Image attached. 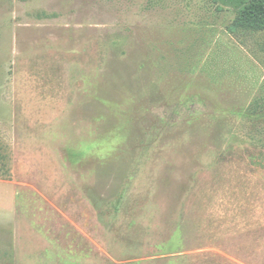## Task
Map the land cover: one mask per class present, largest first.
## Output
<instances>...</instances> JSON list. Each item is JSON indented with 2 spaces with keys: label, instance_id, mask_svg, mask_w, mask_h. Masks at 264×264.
I'll use <instances>...</instances> for the list:
<instances>
[{
  "label": "rangeland",
  "instance_id": "obj_1",
  "mask_svg": "<svg viewBox=\"0 0 264 264\" xmlns=\"http://www.w3.org/2000/svg\"><path fill=\"white\" fill-rule=\"evenodd\" d=\"M236 15L222 0H0V181L42 179L58 210L28 192L30 213L67 252L264 264V31ZM10 198L0 184V264H14Z\"/></svg>",
  "mask_w": 264,
  "mask_h": 264
},
{
  "label": "crops",
  "instance_id": "obj_2",
  "mask_svg": "<svg viewBox=\"0 0 264 264\" xmlns=\"http://www.w3.org/2000/svg\"><path fill=\"white\" fill-rule=\"evenodd\" d=\"M38 118V116L36 117ZM47 119H51L50 121H55L56 117H49ZM53 124V123H52ZM52 124L51 123H47V127L45 129V131L43 132L42 136H50L51 135H55L56 133H54L51 128H52ZM38 125H36L37 127ZM35 130V129H33ZM37 134V131H36ZM35 133H33V140H35V147H38L40 149H45V156L48 159V162L51 163L52 161L56 160V158L59 160L61 158L66 159V157H62L56 151L57 148H61L63 149L64 146L59 147L58 145L55 146L54 143H52L53 145H49V139L46 138V140H44L43 142L46 141V143H44L43 145H41L40 143L37 142V139L35 138L36 136ZM63 143V142H62ZM55 147V149H54ZM62 153H64L63 150H60ZM51 153H55V154H51ZM65 154V153H64ZM62 155V154H61ZM65 156V155H64ZM5 177V176H4ZM7 179H9L11 176L10 175H6ZM63 178H67L68 175L66 173H64V175L62 176ZM4 179V178H3ZM42 179H38L36 181V183L33 182V190L29 191L27 189H19L16 187V183L13 184L12 181H0V184L5 185L7 187H9L10 189V193H11V198L9 201V208L6 209V212L11 213L12 215V226L13 229L15 230V234L13 236V239L15 240V245H14V255H13V261L14 264H65L66 262H69L70 264H85L84 259H81L80 257H77L75 255H72L70 252H67L68 248H72L70 246V244H67V242L65 243L64 240H57L58 234L60 232H64V229H58V231L52 230V234L49 231V229H47L48 227H50L49 223H46L43 221L44 226L42 227L38 222V220H36L37 217H34L33 214L30 213V209L29 206L27 204L28 200H27V194L28 192H33V198L38 199L39 201H43L45 203L49 204V209L51 208L50 211L54 210H58L52 202H50V200L48 199V195H44L41 190H39V188L37 187L38 183L41 181ZM55 183H62L66 186L70 185V181L69 179H55L53 184L55 185ZM60 197V196H58ZM57 197V198H58ZM62 197V196H61ZM30 213V214H29ZM22 223L25 225L26 227V231L22 233V235H25L27 232V225L30 226V229H33V242L28 243L26 247H22L23 248V253L20 251L19 248V242L18 240L20 239L19 237H17L16 235L18 234V232L20 233V231L22 230ZM70 224V223H69ZM72 225V224H71ZM73 226V225H72ZM77 226V225H76ZM75 229H77L75 226H73ZM45 228V229H44ZM79 231V229H77ZM45 235V238H44ZM73 249V248H72ZM64 255L65 258L62 257V255ZM112 262L114 264H117L115 260H112ZM87 264V262H86Z\"/></svg>",
  "mask_w": 264,
  "mask_h": 264
},
{
  "label": "trees",
  "instance_id": "obj_3",
  "mask_svg": "<svg viewBox=\"0 0 264 264\" xmlns=\"http://www.w3.org/2000/svg\"><path fill=\"white\" fill-rule=\"evenodd\" d=\"M223 1L234 5L237 14L234 20V27L264 31V0H222V2ZM2 159H4V156L0 154L1 164ZM93 201L95 207L97 209L100 208L97 199H93ZM105 202V200H101V203ZM120 203L119 201V204Z\"/></svg>",
  "mask_w": 264,
  "mask_h": 264
}]
</instances>
